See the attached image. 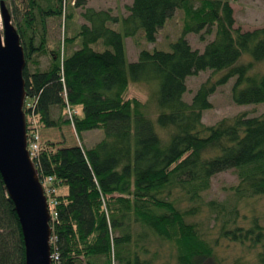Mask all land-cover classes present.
<instances>
[{
  "label": "trees",
  "instance_id": "1",
  "mask_svg": "<svg viewBox=\"0 0 264 264\" xmlns=\"http://www.w3.org/2000/svg\"><path fill=\"white\" fill-rule=\"evenodd\" d=\"M0 1L24 49L28 145L46 128L73 125L80 139L85 131L105 132L91 148L39 140L33 163L42 183L51 178L45 188L54 202L52 264H225L220 249L231 243L258 247L256 264H264V225L253 214L248 227L240 223L248 217L241 205L264 198V115L203 122L210 96L233 77L236 104L264 103V27L235 28L229 0H132L124 16L86 7L85 0ZM68 1L85 6V22L75 36L54 42L49 23L71 17ZM177 10L183 32L171 50L142 48L128 63L124 38L142 31L155 43ZM117 24L122 32L111 27ZM189 33L214 38L200 51ZM100 41L103 51L92 47ZM244 53L252 60L242 62ZM41 56L50 59L46 69ZM205 70L225 73L186 101L187 78ZM132 83L146 89L145 99L128 96ZM231 168L239 178L231 199L205 200L212 177ZM0 264H25L20 222L1 174ZM230 264L251 262L242 255Z\"/></svg>",
  "mask_w": 264,
  "mask_h": 264
},
{
  "label": "rangeland",
  "instance_id": "2",
  "mask_svg": "<svg viewBox=\"0 0 264 264\" xmlns=\"http://www.w3.org/2000/svg\"><path fill=\"white\" fill-rule=\"evenodd\" d=\"M87 0H85L86 2ZM233 9L235 17V28H240L243 31H251L257 28L264 27V0H229ZM131 0H89L88 5L95 7L96 9H110L113 14L124 16L127 14L126 6ZM83 7H74L68 1L66 12L70 13L71 17L64 22V20H51L49 23V37L52 41H62L65 36H75L78 31L79 25L85 20L81 17V13L84 11ZM64 22V24H63ZM118 31H123L122 25H111ZM183 32V12L177 10L175 15L170 18L165 26L158 33V39L155 43H148L144 40V33L141 31L139 36L135 38H124L125 52L128 63L137 60L141 49L154 50L160 49L164 51L171 50V44L176 42ZM202 34L204 39H201ZM189 42L194 49L203 51L205 45L214 38V34L206 33H189L187 35ZM80 40L76 41V45H79ZM67 46V45H66ZM95 50L103 51L106 49L105 45L100 41L97 44L92 45ZM68 48V49H67ZM66 54L70 55L73 52V47H66ZM252 60L249 53H244L241 61L248 62ZM40 68L46 69L49 65L50 59L48 56L40 57ZM31 70H34V66H29ZM222 72H214L212 70H205L199 72L197 75L187 78V91L184 95V99L188 102L192 100L194 93L197 89L207 80H217ZM236 77L229 79L225 84L217 87L216 91L210 96L212 102V108L204 112L203 122L206 125H214L223 118L234 116L238 113L244 112L249 116L264 115V103L261 104H236L232 98V87L235 83ZM147 95L146 89L136 84H130L128 90L129 97H139L145 99ZM55 117H58L60 110L55 108L53 111ZM39 133L40 140L51 139L57 142L64 143L66 146H72L77 144H84L86 148L93 147L96 143L101 141L105 137V132L102 129H94L85 131L82 133L80 139L73 127V125L63 126L61 128H46ZM239 181L236 169L231 168L225 171L215 174L211 179V186L207 192L204 193L205 200H217L224 201L231 199L232 192L231 187L236 185ZM242 211L248 214L245 221H240L245 227L249 226L251 215L258 217L261 224L264 225V198L258 197L246 201L244 205H241ZM209 222L205 227H208ZM251 249L248 244L240 245L238 243H231L220 249V255L225 259V264H230L233 259L244 256L249 260L251 264H256V254L258 251ZM168 254V252L166 251ZM157 264V262L155 263Z\"/></svg>",
  "mask_w": 264,
  "mask_h": 264
},
{
  "label": "water",
  "instance_id": "3",
  "mask_svg": "<svg viewBox=\"0 0 264 264\" xmlns=\"http://www.w3.org/2000/svg\"><path fill=\"white\" fill-rule=\"evenodd\" d=\"M25 65L20 35L0 1V174L20 222L25 264H52L50 208L27 147Z\"/></svg>",
  "mask_w": 264,
  "mask_h": 264
},
{
  "label": "built area",
  "instance_id": "4",
  "mask_svg": "<svg viewBox=\"0 0 264 264\" xmlns=\"http://www.w3.org/2000/svg\"><path fill=\"white\" fill-rule=\"evenodd\" d=\"M27 106H29V104H27ZM73 113H76V111L74 110ZM69 114L71 116L72 112L69 111ZM39 140H40L39 134L37 132L34 133L33 134V139L31 140V143L28 145V150H29L31 158L36 157V155H37L38 146H39ZM50 180H51V178H49L44 183H42L43 186H44V189H45V193L47 192L46 193L47 197H48V194H50V191H49L48 187L45 188V186H46V182H49ZM48 199H49V197H48ZM48 201H49V206H50V209H51V205H53L54 202L51 199H49ZM52 217H53V213H52V209H51V219H52ZM52 259H53V255H52Z\"/></svg>",
  "mask_w": 264,
  "mask_h": 264
},
{
  "label": "crops",
  "instance_id": "5",
  "mask_svg": "<svg viewBox=\"0 0 264 264\" xmlns=\"http://www.w3.org/2000/svg\"><path fill=\"white\" fill-rule=\"evenodd\" d=\"M88 1H89V0L86 1V7H92V6H89V5H88ZM131 2H132V0H131ZM131 2H129L128 4H131ZM94 8H95V7H94Z\"/></svg>",
  "mask_w": 264,
  "mask_h": 264
}]
</instances>
